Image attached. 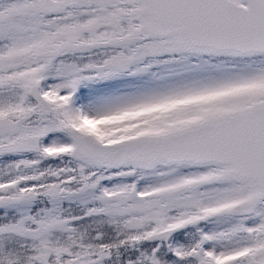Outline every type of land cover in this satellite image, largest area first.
<instances>
[{
  "label": "snow or ice",
  "instance_id": "snow-or-ice-1",
  "mask_svg": "<svg viewBox=\"0 0 264 264\" xmlns=\"http://www.w3.org/2000/svg\"><path fill=\"white\" fill-rule=\"evenodd\" d=\"M0 264H264V0H0Z\"/></svg>",
  "mask_w": 264,
  "mask_h": 264
}]
</instances>
